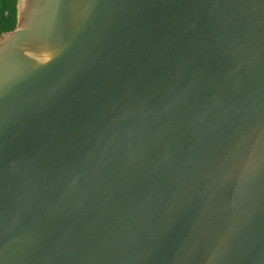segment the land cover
<instances>
[{
	"label": "water",
	"instance_id": "water-1",
	"mask_svg": "<svg viewBox=\"0 0 264 264\" xmlns=\"http://www.w3.org/2000/svg\"><path fill=\"white\" fill-rule=\"evenodd\" d=\"M0 264H264V0H19Z\"/></svg>",
	"mask_w": 264,
	"mask_h": 264
},
{
	"label": "trees",
	"instance_id": "trees-1",
	"mask_svg": "<svg viewBox=\"0 0 264 264\" xmlns=\"http://www.w3.org/2000/svg\"><path fill=\"white\" fill-rule=\"evenodd\" d=\"M18 4L19 0H0V35L17 27Z\"/></svg>",
	"mask_w": 264,
	"mask_h": 264
}]
</instances>
